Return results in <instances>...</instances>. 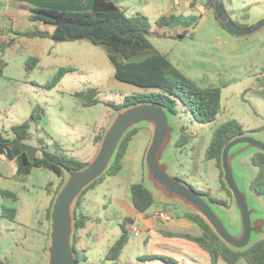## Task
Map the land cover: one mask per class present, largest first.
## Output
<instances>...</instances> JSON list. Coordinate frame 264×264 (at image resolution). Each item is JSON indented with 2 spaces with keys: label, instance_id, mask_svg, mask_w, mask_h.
Returning a JSON list of instances; mask_svg holds the SVG:
<instances>
[{
  "label": "rangeland",
  "instance_id": "374dc122",
  "mask_svg": "<svg viewBox=\"0 0 264 264\" xmlns=\"http://www.w3.org/2000/svg\"><path fill=\"white\" fill-rule=\"evenodd\" d=\"M223 4L232 20L244 26L246 22L255 21L263 13L264 0H223ZM83 5L81 3V6ZM70 11L89 10L77 8ZM150 22L153 24L152 20ZM33 23H30L28 18L22 17L16 19L15 28L18 31L48 29L52 32L54 30L53 26L45 23L35 22V26L32 25ZM6 24L8 23H0L4 34L8 28L5 27ZM252 25L254 24L250 26ZM263 32L264 28L248 35L250 41L246 50L252 49L250 55L255 53L254 48H259L257 40ZM14 40L15 43L7 51L0 53V134L4 137L2 140L8 141L11 137L7 132L11 127L27 121L33 109L41 106L46 114L38 125L32 127L33 140L30 143L37 145V140L42 138L54 153L82 161L86 165L90 164L99 149L100 144H97L99 136L103 130L106 131L116 115L117 110L112 105H122L125 98L133 94L126 91V86L129 85L114 78L115 71L109 60V54L113 51L109 47L95 46L89 41L55 43L50 39H29L20 36H14ZM193 44L195 43L190 38H186L179 42L178 46L176 45L175 50L184 54ZM37 57L40 59L39 64L31 68L29 60ZM61 68H72L74 71L67 74L57 87L47 89L46 86L52 82ZM253 74L259 75L260 71L253 70ZM250 78L254 80L253 76ZM241 80L238 86L233 85L231 89L224 90L222 106L227 112L221 121L219 120L222 117L213 124L198 123L193 120L190 113L182 111L181 104L177 108L179 113L173 118L179 128L181 125L187 126L194 134V138L184 149H176L173 145L164 162L169 166L173 164L170 173L174 178L199 193L210 192L217 198H227L225 192L221 191L220 170L215 162L205 160L213 133L219 125L236 120L243 126L246 136L264 141V129H260L264 125V112L259 110L258 104L247 95L243 97L229 95L240 86L247 84V78L241 77ZM202 85L206 84L202 83ZM89 89H97L100 92V100L111 106L99 104L90 108L82 107L74 95ZM141 128H146L152 134L150 127ZM149 143L142 147L144 178L140 174L136 175V181L145 185V155ZM241 147L237 146L236 150ZM19 163H22V156ZM240 166H244V172ZM0 169L4 174V178H0V187L6 191L17 192L19 197L18 202L15 203L10 198H4L0 193V264H47L51 228V220L47 215L55 186L59 184L60 178L46 169L20 171L16 178H14L13 166L1 164ZM233 169L235 175L241 170L239 172L241 178L246 176V181L249 175L255 177L257 173L256 168L252 166L251 155L247 151L235 157ZM107 176L105 174L97 181L101 183L104 178H108ZM237 181L239 182L238 178ZM107 182L96 192L92 194L90 191L87 192L81 200V206H88L86 214L92 226V232L89 235L86 233L82 235L81 240L87 249L88 264H111L106 260L105 251L107 252L122 234L124 210L116 205L113 197L124 195L126 185L119 186L114 193H111V187L108 185L113 181ZM239 184L244 189L240 182ZM48 187L52 189L51 192H48ZM88 196L92 197L90 204ZM129 197L131 198L130 192ZM155 199L158 205L161 204V209L173 215L174 222L159 224L154 232L143 229L144 235L130 234L129 244L119 261L126 260L141 264L139 262L141 257L166 253L165 255H174L171 258L174 259L175 264H212L206 251L190 240L180 237L186 234L200 235L202 232L197 224L187 218L188 212L179 203H166L156 196ZM250 204L258 210L259 208L264 210V198H260L257 204H253L250 200ZM220 208L222 212L230 214V223L224 220L216 207L214 209L228 230L233 235H238L235 226L239 216L233 204L230 208L221 206ZM13 209L17 210L16 217L12 216ZM140 224L137 223L138 226ZM95 233H104V236L94 241ZM76 239L78 240V235ZM76 249L79 252L78 242ZM144 264L169 263L157 260ZM240 264L246 263L241 261Z\"/></svg>",
  "mask_w": 264,
  "mask_h": 264
},
{
  "label": "trees",
  "instance_id": "16d2710c",
  "mask_svg": "<svg viewBox=\"0 0 264 264\" xmlns=\"http://www.w3.org/2000/svg\"><path fill=\"white\" fill-rule=\"evenodd\" d=\"M93 3L91 10L82 12L45 8L32 9L30 20L34 23L42 22L53 26V32L35 29L26 33H18V35L29 39H50L55 43L89 41L95 46L109 47L113 51V53L109 54V60L115 71L114 78L119 82L135 86L138 90L127 96L122 105H112L115 110L137 103H155L164 106L173 116H176L179 113L177 108L181 104L182 111L190 113L193 120L198 123L208 125L218 120L223 111L222 88L216 86L201 87L178 69L167 55L157 52L151 42L153 37H169L165 28L176 20V14L160 17L155 24L157 27L155 29L149 18L143 14L128 16L123 8L109 0H93ZM209 5L214 10L213 0H210ZM215 17L224 28L216 13ZM240 27L245 28V26ZM189 33L185 31L182 34H178L176 39L183 40ZM4 37L5 34L0 37V53L5 52L15 43L14 39H4ZM143 56V59H139ZM28 63L33 68L37 65L38 59L31 58ZM73 71L72 68H61L46 88L53 89L57 87L61 80ZM99 93L97 89H89L74 96L84 108L94 107L99 104L111 106L109 103L100 100ZM45 114L44 108L36 106L27 121L11 127L7 133L11 137L8 142L22 153L24 170L46 169L55 173L61 179V183L55 190L48 209L47 216L50 218L54 199L65 182L66 170H80L86 166V163L50 151L49 146L42 138L37 140V145L30 143L33 140L32 127L38 125L45 117ZM140 128H133L125 135L115 162L106 175L115 176L122 170L128 147ZM104 131L99 136L97 144L101 143ZM245 133L246 131L238 121H227L215 129L211 143L206 151L205 160L215 162L216 167L220 170L221 191L225 192L227 198H217L212 196L210 192L200 193L221 207L230 208L234 201L232 193L223 180L222 152L230 141L245 135ZM193 138L194 134L189 131V128L181 125L180 135L174 143V147L176 149H184L193 141ZM0 139H4L1 134ZM251 163L257 170L255 177L250 183L251 191L257 197L264 198V153L255 152L251 156ZM98 183L96 181L86 189L80 200L87 192L93 190ZM51 191L52 189L48 187V192ZM0 193L4 198L17 200V195L14 192L0 190ZM130 193L134 207L141 214L147 212L156 204L153 192L143 182L132 184ZM79 205L80 201L75 210L77 231L85 228L88 221L87 217L78 214ZM11 213L15 217L16 210L13 209ZM186 215L190 221L200 227L202 232L199 236L186 234L180 237L190 240L206 251L211 258L212 264H218L220 261L226 264H240L241 261L246 264H264V238L257 241L246 251H236L223 242L201 216L192 213H187ZM133 223L134 220L130 217L122 221V234L108 250L106 254L107 261L116 262L120 259L129 243V226ZM77 260L82 264L87 261V258L77 251ZM157 260L175 264L171 256L152 255L139 258L141 264Z\"/></svg>",
  "mask_w": 264,
  "mask_h": 264
},
{
  "label": "crops",
  "instance_id": "0c3cea01",
  "mask_svg": "<svg viewBox=\"0 0 264 264\" xmlns=\"http://www.w3.org/2000/svg\"><path fill=\"white\" fill-rule=\"evenodd\" d=\"M120 6L125 10L128 16H133L136 14H143L152 20L153 28L157 29L155 26L157 20L162 16H170L176 14L177 18L172 22L169 27L165 28L166 33L169 35L167 38H151V42L154 45L157 52L167 55L171 62L180 69L187 77L197 82L201 87L216 86L222 88V100L224 96V90L231 89L233 85L238 86L241 80L247 78V84L239 87L238 90L231 92L229 95L232 97L249 96L258 105L257 107L261 112H264V32L258 38L257 47L253 51L255 53L250 55L252 49L246 50L247 43H249L248 36L238 37L228 31H226L215 17V12L211 9L209 2L210 0H109ZM81 3L84 4L81 6ZM93 0H2L0 3V23L6 24L8 27L4 39H14V36H20L18 33H26L29 31H18L15 28L16 19L25 17L28 18L30 23L31 10L37 8L54 9L59 11H65L70 9L76 10L77 8H84L85 10H91L93 8ZM263 13L255 19V21L246 22L245 27L255 24L259 20L264 18V7ZM261 11V12H262ZM235 22V21H234ZM40 23V22H39ZM237 23V22H235ZM238 24V23H237ZM35 26V24H32ZM239 25V24H238ZM32 26V27H33ZM41 27V25H39ZM31 27V28H32ZM48 30V29H42ZM32 31V30H30ZM185 31L190 32L186 38H190L195 44L189 49L188 52L182 54L181 52L175 50L176 45L182 40L176 39L178 34H182ZM51 32V31H49ZM53 32V31H52ZM13 35V36H12ZM22 37V36H20ZM185 38V39H186ZM184 40V39H183ZM8 50V49H7ZM6 50V51H7ZM142 58L139 59H143ZM38 63L40 59L37 57ZM36 65V66H37ZM253 70H259L260 74H253ZM242 72V74H240ZM254 77L251 80L250 77ZM205 83L206 85H202ZM129 85V84H127ZM126 91L134 93L137 90L135 86H126ZM124 92V91H123ZM223 109V106H222ZM227 109H223L222 114L219 116L218 120L221 121L226 116ZM260 129H264V125ZM151 132L146 128H140L136 135L131 141L127 154L124 159V164L122 170L115 176H107L101 183H99L93 190L91 194L96 192L99 187H102L107 181L111 182V193H114L116 188L121 185H126L125 193L121 197H113L116 205L123 211L122 221L130 217L134 220V223H141L140 226L146 231H155V227L159 224H171L174 222V217L171 222H164L159 219H155L153 214L156 211L163 210L160 205L156 203L151 209L145 213H139L133 205L132 198L129 197L130 187L136 181V175L140 174L144 178L142 170V147L144 144L150 142ZM97 135V133H96ZM95 135V136H96ZM51 151V148L49 147ZM53 152V151H52ZM141 152V153H140ZM145 152V151H144ZM19 153L18 149L12 147L11 143L0 139V165L9 164L15 168L14 178L18 177L20 171L26 172L29 170L23 169V156ZM2 175L1 179L4 178L3 171L0 169ZM141 176V178H142ZM23 178V177H21ZM115 179V180H114ZM107 182V183H108ZM56 185L55 190L60 185ZM0 190H6L0 187ZM10 191V190H9ZM17 200L11 201L17 203L19 200L18 193ZM90 194V195H91ZM131 195V193H130ZM92 200L91 196H88ZM82 200V199H81ZM78 208V214L83 215L88 218L87 225L85 228L80 229L75 232L74 237V247L76 249V244L78 242L79 252L87 258V261L82 264H88V253L87 249L84 247L82 240V235L85 233L89 235L92 232V226L90 225V220L86 214V205ZM111 200V199H110ZM78 201V202H79ZM87 201V199H86ZM4 206H6L4 204ZM78 206V203H77ZM76 206V208H77ZM165 211V210H163ZM167 212V211H165ZM17 215V210H16ZM15 215V217H16ZM130 231V230H129ZM104 233L94 235V241L99 240L103 237ZM131 234V233H130ZM143 232L140 234L142 235ZM78 235V241L76 236ZM103 235V236H102ZM144 235V234H143ZM190 235V234H188ZM201 235V234H200ZM194 236V235H192ZM199 236V235H195ZM117 241V240H116ZM115 241V242H116ZM114 242V243H115ZM129 244V243H128ZM128 246V245H127ZM110 249V248H109ZM108 249V250H109ZM107 250V252H108ZM78 251V250H77ZM125 251V250H124ZM105 251V256L107 254ZM160 253V252H159ZM163 256H174L173 254ZM122 256V255H121ZM209 257V256H208ZM208 259L211 260L209 257ZM225 263L220 261L218 264ZM111 264H135L129 261H116L111 262ZM139 264V263H137ZM226 264V263H225Z\"/></svg>",
  "mask_w": 264,
  "mask_h": 264
},
{
  "label": "water",
  "instance_id": "95a60500",
  "mask_svg": "<svg viewBox=\"0 0 264 264\" xmlns=\"http://www.w3.org/2000/svg\"><path fill=\"white\" fill-rule=\"evenodd\" d=\"M213 2L216 15L231 34L244 37L264 28V18L249 27L238 26L226 11L223 0ZM173 118V114L164 106L155 103H137L116 111L93 161L80 170H66L65 182L54 199L50 214L47 264H81L74 247L77 203L83 192L111 169L125 135L131 129L143 126L150 127L152 131L145 155V182L156 198L166 203H179L188 213L201 216L233 250L246 251L264 238V210L250 204V200L253 204L260 200L250 188L254 175H249L246 181V176L241 178L239 173L245 171L244 166H240L241 170L236 175L233 169L234 159L239 153L247 151L251 156L255 152L264 153V141L243 135L230 141L222 152L223 180L232 193L233 206L239 216L235 226L238 235H233L214 208L221 212L227 223H230V214L222 212L220 205L207 199L204 194L174 178L170 173L173 164L169 166L164 162L180 135V128ZM237 146L242 147L237 151Z\"/></svg>",
  "mask_w": 264,
  "mask_h": 264
},
{
  "label": "built area",
  "instance_id": "2783aa9c",
  "mask_svg": "<svg viewBox=\"0 0 264 264\" xmlns=\"http://www.w3.org/2000/svg\"><path fill=\"white\" fill-rule=\"evenodd\" d=\"M3 34H4L3 28H2V26H0V37ZM153 216H154L155 219H159V220L164 221V222H171L173 220L172 215H170V213L165 212L163 210L156 211L153 214ZM129 230H130V233L132 235H135V236H138V235H140L143 232L142 228L140 226H138L137 223L131 224L129 226Z\"/></svg>",
  "mask_w": 264,
  "mask_h": 264
}]
</instances>
